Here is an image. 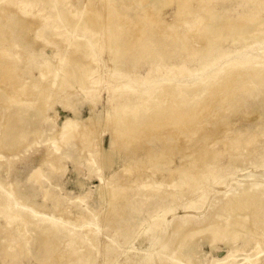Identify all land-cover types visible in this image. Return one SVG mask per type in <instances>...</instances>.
Listing matches in <instances>:
<instances>
[{
	"label": "rangeland",
	"instance_id": "374dc122",
	"mask_svg": "<svg viewBox=\"0 0 264 264\" xmlns=\"http://www.w3.org/2000/svg\"><path fill=\"white\" fill-rule=\"evenodd\" d=\"M87 1L0 0V33L7 41H13L18 45L23 65L32 69L31 73L35 81L40 82L39 67L48 60L59 64L58 67L64 71L75 67L77 61L87 64L91 73L90 80H98L102 83L105 78H109L108 71H115L118 67L131 70L133 76H145L151 70L157 76L166 72L165 66L172 60L181 61L185 58V54H180L179 47L173 44L172 40L163 39L160 42L162 35L157 30L152 31L149 23H145L142 39L138 41L139 43L137 42L138 49L129 41L123 43L120 52L125 53L124 56L118 51L114 52L113 39L109 40L108 44L109 36L106 37L108 34L105 33L107 30L103 28L104 25L100 27L99 32L86 36L85 31L74 20L85 16L86 9L83 7ZM99 1L103 2V0H95V6L101 8ZM107 1L113 14L109 26L118 24L123 19H129V22L134 24L138 17L143 16V9L148 4L154 3V0H149L148 3H137L135 0ZM260 1L263 3L264 0ZM244 5L245 1L242 0H213V11L222 15L227 11L226 18L231 19L243 12ZM257 5L258 2L249 5L248 10L257 8ZM191 6L198 8L197 2H193ZM176 11L177 4L166 8L164 12L166 20L173 22ZM209 12L205 14L204 11L196 12L190 19L194 21L193 24H197L195 26H200L203 20L209 17ZM200 15L202 19H198ZM194 18L198 19L197 23ZM74 24L76 27L72 28ZM185 26V24L182 26V31L189 28ZM143 46L149 49L141 50ZM78 47L81 48L80 51H75ZM219 50L220 48H216L217 52ZM59 54H62V57H59ZM163 54H165L164 57H160ZM197 62L208 63L209 61L203 57L202 60L197 59ZM226 62L223 59L214 62L211 70L199 76L209 77L212 74H220L221 65L224 67ZM191 65L190 67H196L197 63ZM248 69L249 65L239 68L235 82L226 90L216 93L215 99L210 102L203 114L195 119L190 130L172 125L159 132L154 131L155 135L150 137L147 134L152 129H148L143 134V136L146 134V137H142L141 143L137 146L125 145L122 140L117 141L113 135L112 125L105 119L107 112L112 115L109 107L110 93L104 85L99 86V83L91 85V81L87 80L86 87L92 90L87 94L90 98L86 97L80 85L76 89L65 86L63 95L55 96L53 102L50 99L42 100L35 97L32 104L27 101L26 112L21 114L9 112V109L18 108L15 103L0 102V138L4 136L7 125L11 128L12 136L24 134V138H21L18 144L9 149H0V181L9 184L19 200L26 203L29 208L41 213V217L45 220V227L53 226L55 223L60 226L56 236L64 247H69L67 239L70 232L74 236L83 237L84 241L90 244L92 235L100 236L104 240L105 251L93 264H135L136 261L132 257L134 253L156 256L158 260L154 264H173L172 253L177 252L178 246L170 244L168 239L157 231V224L164 226L166 222L165 227L168 228L172 238L181 232L178 225H175L178 218L182 219L180 224L185 229L192 227L193 224L197 226L198 222H192L190 218L201 220L203 214L209 211L207 208L220 207L224 198L218 195L223 190L225 192L232 188L233 169L228 167L226 172L217 176L224 178L222 186L215 185L213 180L211 181L212 176L205 180L204 184L209 187L206 191L210 202L207 200L202 202V208L196 207L195 202L193 203L196 200L195 194L200 192L202 186L175 200L162 199L155 194L138 195L136 188L143 181L140 178L127 193L126 202H121L124 209L120 211L114 209V206L111 208L100 196L101 187L104 186L103 179L106 183L113 179L117 184L126 186L130 183V175L136 176L133 171L130 174L124 171L125 166L133 164L129 160L135 150L142 153L150 147L161 149L164 145H178L179 142L196 146L197 142L203 139L200 137L201 133L211 131L216 124L227 119L231 121L230 129L234 133L245 136L261 135L255 146L257 152L250 161H245L256 165H247L246 169L238 173L263 174L261 158L264 157V69L256 73ZM20 77L21 82H28L31 75L24 71ZM163 81L169 83L171 79ZM154 84L159 83L156 81ZM5 89L6 87L0 90V96L5 95L2 91ZM154 89L156 93L159 91L158 87ZM121 93H116V96H120ZM20 97L23 100L27 99L22 94ZM222 97L225 98L221 100ZM63 100L69 101L70 105L64 106ZM178 109L182 112L188 111L190 105L180 101ZM251 115L253 118H250ZM91 116L96 119V128L94 127L91 137L93 140L96 139L97 146L101 143V147L83 149L76 137L70 138L61 146L55 157L49 159L47 148H52L49 144L50 139L60 132L67 121L78 119L82 122ZM160 134H165L167 137L162 138L164 135ZM175 134L178 135L175 136ZM216 148H222V142L216 144ZM178 153V151L175 152L173 168L181 165ZM50 160L54 163H49ZM184 163L188 164L189 161L186 160ZM228 164L229 160L225 157L218 166ZM38 169L42 182H38L34 177ZM145 174L151 176L153 172L147 169ZM169 178L168 174L156 171L154 179L157 183H153L151 187L177 191L179 188H169ZM236 180L239 184L243 181L238 176ZM144 194H146L145 191ZM57 197L60 198L59 203L56 200ZM188 205H191V208H188ZM157 216L158 223L153 220ZM237 221L242 222V218L238 217ZM220 223L226 224L224 220ZM0 225L4 227V230L0 232L1 236L7 229L6 220L1 216ZM30 226L25 229L23 235H19L15 230L12 232L16 241L25 242V252L22 253L16 249L14 258L3 261L0 246V264H41L40 261L46 256L45 251L38 245L35 230L33 226ZM232 226L235 227L236 224ZM207 228L204 227L205 231ZM233 245L228 244V240H221L214 244L207 235L195 236L183 249L187 254L184 260L190 264H224L222 260L225 257L234 249L243 246L242 239ZM94 249L93 253H100V250H96V246ZM109 255L112 256L109 257ZM109 258L111 261L108 263ZM243 258L244 255L239 254L240 263H243L241 260ZM53 264L60 263L55 260ZM257 264H264V256Z\"/></svg>",
	"mask_w": 264,
	"mask_h": 264
},
{
	"label": "bare ground",
	"instance_id": "6f19581e",
	"mask_svg": "<svg viewBox=\"0 0 264 264\" xmlns=\"http://www.w3.org/2000/svg\"><path fill=\"white\" fill-rule=\"evenodd\" d=\"M135 1L148 3L149 0ZM242 1H245L243 12L237 17L228 19L226 18L227 11L223 15L213 11V0H154L153 4L150 3L143 9V16L138 17L134 24L130 23L129 19H123L122 22L109 26L113 14L108 1H99L102 5L99 8V6H95V0H88L83 7L86 9L85 16L74 21L85 31L86 36L96 31L99 32L100 27L104 25L103 28L105 27L107 30L105 33L108 34L106 37L109 36L108 44L113 39L114 52L118 51L120 55L124 56L125 53L121 54L120 50L123 43L128 41L136 45L138 49V41L142 39L145 23L151 25L152 31L153 29L157 30L162 35L160 42L163 39H170L173 44L179 47L180 54H185V58L181 61L172 60L170 64H166V72L157 76L154 75L153 70L145 76H133L131 70L118 67L115 71H108L109 78H105L100 83L98 80H90L91 73H89L87 64L77 61L75 67L64 71L58 67L59 64L48 60L39 67L40 82H37L33 79L32 69L24 67L18 45L13 41H7L0 33V90L6 87L5 90H2L5 95L0 96V102L15 103L18 108L9 109V112L21 114L26 112L27 101L32 104L33 99L37 97L42 100L50 99L53 102L55 96L63 95L65 86L76 89L80 85L83 93L88 97L87 94L92 91L86 87L87 80H89L91 85L99 83V86L104 85L107 92L109 91V107L112 115L107 112L105 119L111 123L112 132L117 141L122 140L125 145H139L141 139L146 137V134L144 136L143 134L148 129H152L147 134L150 137L154 136L155 132L172 125L190 130L191 124L208 108L210 102L215 99L216 93L226 90L235 82L240 67L249 65L248 70H251L252 73L264 69V1L263 3L260 0ZM193 2H197L198 8L191 6ZM255 2H258L257 8L248 10L249 5ZM174 4H177V11L175 20L170 22L166 20L164 12L166 8ZM201 11H204V14L210 11L209 17L203 20L202 25L195 26L197 24H193L194 21L192 22L190 18L194 13ZM198 19H202L201 15ZM198 19H195L196 23ZM184 24L189 28L182 31L181 28ZM74 27H76L75 24L72 25V28ZM257 44L260 45L257 46ZM216 48H220L219 52L216 51ZM80 49L78 47L75 51H80ZM142 49L149 48L143 46ZM165 54L160 57L163 58ZM60 56L62 57V54H59ZM68 57L71 58L69 55ZM203 57H206L209 62L198 63L197 59L202 60ZM222 59L227 62L223 65L224 67L221 65L220 74H212L209 77L199 76L211 70L214 62ZM229 62L231 63L228 64ZM194 63H197V66L190 67ZM24 71L29 76L31 75L28 82L20 81L21 73ZM166 79H171V81L164 82L163 80ZM156 81L159 84H154ZM154 87L159 88L157 93ZM118 92H122L120 96H116ZM21 94L25 95L27 99H21ZM224 98L222 97L221 100ZM180 101L189 104L190 109L184 112L178 109ZM62 103L64 106L70 105L67 100H63ZM250 118H253V115ZM95 122L96 119L93 116L82 122L78 119H69L60 132L50 139L49 144L52 145V148H47L48 158L55 157L61 146L70 138L76 137L83 149L101 147V143L97 146L96 139L93 140L91 137L94 127L96 128ZM231 125V121L228 119L221 121L211 131L201 133L200 137L203 139H200L196 146L179 142L178 145H164L161 149L150 147L142 153L135 150L129 160L133 164L125 166L124 171L128 174L133 171L136 176L130 175V183L126 186L117 184L113 179L106 183L103 179L104 186L101 187L100 196L106 204L110 207L114 206V209L120 211L124 209L121 202H126L127 193L140 178L143 181L136 188L138 195L155 194L162 199L175 200L177 197L186 196L197 187L202 186L200 192L195 194L196 200H192L196 207L202 208V202L206 200L210 202L206 191L209 187L204 184L205 180L212 176L211 181L213 180L215 185L222 186L224 178L217 176L226 172L228 167L233 169L231 173L232 188L225 192L223 190L218 195L224 198L220 207L207 208L209 211L203 214L201 220L190 218L192 222H198L197 226L193 224L192 227L185 229L180 224L182 219L178 218L175 225H178L181 232L172 238L168 228L165 227L166 222L164 226L157 224V231H160L170 244L178 246L177 252L172 253L173 264H190L184 260L187 254L183 249L187 244H190L195 236L199 235L209 236L214 244L221 240H228V244L233 245L242 239L243 246L234 249L225 257L222 260L224 264H257L264 256V173L260 175L238 173L246 169L247 165H256L252 162L248 164L245 161H250L257 152L255 146L261 135L245 136L234 133L230 129ZM78 129L80 131H77ZM160 135H164L162 138L167 137L165 134ZM21 138H24L23 133L12 136L11 128L7 125L4 136L0 138V149L5 150L13 147L19 143ZM219 142H222V148H216V144ZM176 151L180 154L181 165L173 168ZM225 157L229 160V166L221 165L219 167V162ZM186 160L189 161L188 164L184 163ZM50 161L49 163H54L53 160ZM261 164L264 167V157L261 158ZM147 169L152 170L151 176L145 174ZM156 171L170 176L169 188L179 189L174 192L171 189L152 188L153 183H157L154 179ZM237 176L243 180L242 183H238ZM34 177L38 182H42L39 169L35 171ZM56 200L59 203L60 198L57 197ZM187 207L191 208V205ZM0 216L5 218L7 223L6 231L0 236L3 261L14 258V252L17 250L25 252V242L16 241L12 232L15 230L19 235H23L29 225L33 226L38 245L45 251L46 256L40 261L41 264H53L55 260L60 264L65 261L67 264H93L100 255L104 254L105 243L98 235L91 236L90 244V242L86 243L83 237L74 236L70 232L67 239L69 247H64L56 236V231L60 226L55 223L53 226L45 227V220L41 217V213L36 209L29 208L26 203L19 200L11 186L3 181H0ZM238 217L242 218V222L237 221ZM157 218L158 216L153 220L158 223L159 219ZM221 220H224L226 224L222 225ZM233 224L236 226H232ZM205 226L208 227L206 231ZM160 227L162 228L160 229ZM3 230L4 227L0 225V232ZM94 246H96V250H100V253H93ZM239 254L244 255V258L241 259L243 263L239 262ZM132 257L136 261L135 264H154L158 260L156 256L151 257L139 253H134ZM110 261L109 258L108 263Z\"/></svg>",
	"mask_w": 264,
	"mask_h": 264
}]
</instances>
